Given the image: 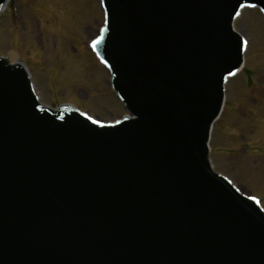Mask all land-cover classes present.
<instances>
[{"label":"water","instance_id":"1","mask_svg":"<svg viewBox=\"0 0 264 264\" xmlns=\"http://www.w3.org/2000/svg\"><path fill=\"white\" fill-rule=\"evenodd\" d=\"M8 0H0V13ZM92 49L129 115L46 106L0 56V264H264V211L208 142L264 0H101Z\"/></svg>","mask_w":264,"mask_h":264},{"label":"rangeland","instance_id":"2","mask_svg":"<svg viewBox=\"0 0 264 264\" xmlns=\"http://www.w3.org/2000/svg\"><path fill=\"white\" fill-rule=\"evenodd\" d=\"M102 24L98 0H10L0 14V56L19 52L43 104H72L113 122L127 112L90 50ZM233 27L247 41L244 64L225 85L209 158L214 171L264 209V16L245 8Z\"/></svg>","mask_w":264,"mask_h":264},{"label":"snow or ice","instance_id":"3","mask_svg":"<svg viewBox=\"0 0 264 264\" xmlns=\"http://www.w3.org/2000/svg\"><path fill=\"white\" fill-rule=\"evenodd\" d=\"M245 43H247V41H245Z\"/></svg>","mask_w":264,"mask_h":264},{"label":"bare ground","instance_id":"4","mask_svg":"<svg viewBox=\"0 0 264 264\" xmlns=\"http://www.w3.org/2000/svg\"><path fill=\"white\" fill-rule=\"evenodd\" d=\"M92 39V38H91Z\"/></svg>","mask_w":264,"mask_h":264}]
</instances>
